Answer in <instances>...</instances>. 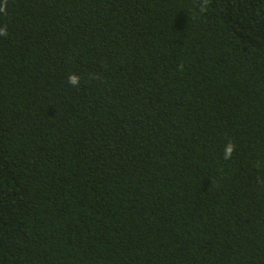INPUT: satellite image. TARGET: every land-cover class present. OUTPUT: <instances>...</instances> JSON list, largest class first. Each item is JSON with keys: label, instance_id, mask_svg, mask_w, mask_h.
Listing matches in <instances>:
<instances>
[{"label": "trees", "instance_id": "trees-1", "mask_svg": "<svg viewBox=\"0 0 264 264\" xmlns=\"http://www.w3.org/2000/svg\"><path fill=\"white\" fill-rule=\"evenodd\" d=\"M0 9V264H264V0Z\"/></svg>", "mask_w": 264, "mask_h": 264}, {"label": "clouds", "instance_id": "clouds-1", "mask_svg": "<svg viewBox=\"0 0 264 264\" xmlns=\"http://www.w3.org/2000/svg\"><path fill=\"white\" fill-rule=\"evenodd\" d=\"M2 10V9H0ZM0 35L6 36L7 35V28L5 27H0ZM69 83L73 86H79L80 83V77L79 75L73 73L70 74L68 77ZM235 144L231 141H228L224 147H223V158L225 160L230 159L233 155V152L235 150Z\"/></svg>", "mask_w": 264, "mask_h": 264}]
</instances>
